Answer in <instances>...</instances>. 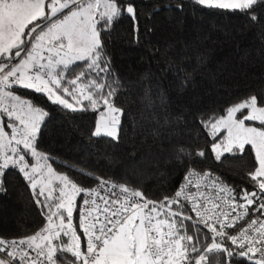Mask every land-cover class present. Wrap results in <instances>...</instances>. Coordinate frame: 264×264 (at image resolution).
<instances>
[{
    "label": "snow or ice",
    "instance_id": "obj_1",
    "mask_svg": "<svg viewBox=\"0 0 264 264\" xmlns=\"http://www.w3.org/2000/svg\"><path fill=\"white\" fill-rule=\"evenodd\" d=\"M193 2L210 9L240 11L248 14L253 21L258 19L254 9L264 5V0ZM125 12L131 15L133 21L136 20L135 6L131 3L121 4L120 0H0V191L5 190L3 176L6 170L16 169L29 183L36 196V203L49 209L48 225L35 234L18 241L0 238V264H40L38 257L44 255L45 248L48 249L47 264H59L60 258L56 255L57 248L53 241L61 232L68 235L64 231L65 219L60 209L67 212V228L71 232L73 243L68 248L61 245L59 250L70 251L75 257L73 264L80 261L82 264H184V261L194 258L189 257V247L192 253H199L195 264H202L206 260V254L201 247H197L198 238L187 232L184 221L191 220L192 217L183 211L181 200L191 203L192 211L200 218L204 227L213 233L212 243L206 246L207 253L224 252L230 260L238 256L246 259L249 264H264V219L260 218L264 217V203L259 204L260 217L252 218L237 235L226 231V228H234L238 220L248 215L246 205L252 206L254 198L264 194V179H259L264 178V102L256 94L229 106L225 115L217 117L213 114L206 120L201 118V123L214 141L211 150L217 161L221 160L225 152H232L234 149L243 152L245 145H250L255 154L257 166L249 176L258 184L259 193L245 191L241 198L246 205L236 204L235 199L231 201L236 207L243 208L244 212L236 217L224 212L223 220L220 219L221 214L209 215L210 211L214 212L220 205L213 204L210 210L206 205H201L198 197L208 199L200 189L212 174L208 171L201 173L191 164L180 189L173 197H165L161 202L144 201L141 191L124 183L116 185L101 181V186L111 183L113 188H119L121 195H127H123V202L119 198L109 200L99 196V200L105 205V222H100L97 218L86 223V217L81 216L80 227L87 236V251L81 250L80 237L72 230L73 201L81 192L87 197L98 194V189L82 188L67 175L54 170L51 163L53 157L41 150L39 145L40 134L49 113L30 99L21 97L15 89L19 87L43 93L53 104L71 111H99L92 137L106 136L118 141L123 109L116 106L114 98L118 93L119 81L109 82L114 73L111 72L102 34L110 31L114 22ZM77 62H84L83 70L74 79L67 80V84L73 86L69 88L62 81L70 71V66ZM91 71H96L97 76L104 72L105 83L90 76ZM68 95L72 96L75 104L66 99ZM144 99L149 106L152 105L149 92L145 93ZM160 99L163 105V97ZM84 100L88 101L87 105L83 104ZM101 105L103 110H100ZM245 109L246 114L243 111ZM4 117L7 119L4 120ZM180 120V117L176 118L177 126ZM246 121L257 122L259 126L247 125ZM171 124V120L164 121V126ZM221 130H226L227 135L217 141ZM151 134L159 136V128L154 129ZM175 152L178 160L192 159L191 150L184 146H178ZM196 155L203 158L205 150L198 149ZM54 182L63 185L59 189L58 202L53 199ZM38 185L40 187L37 194ZM213 186L223 193L232 191L219 177L213 179ZM191 187H195L197 191L191 192ZM40 196H44V203L39 199ZM113 196L115 197V193ZM129 196L139 197L144 203L134 199L129 201ZM260 198L264 201V195H260ZM48 201L53 203L49 204ZM89 202L87 198L83 201L84 205ZM92 203L96 201L93 200ZM157 203L159 208H167L164 219H156L151 215H161ZM149 204L152 205L149 213H144L143 209ZM173 205L178 208L174 210ZM53 207L56 211H52ZM91 215L92 212L87 211V216ZM177 216L181 217L179 222L172 219ZM53 217L59 218V225L54 223ZM217 223L220 225L219 229L215 227ZM97 224H100L98 229ZM196 232L199 235L200 229L197 228ZM216 237L221 240L217 241ZM225 237L239 251L228 248L222 242ZM38 239L45 243H37ZM30 250L36 251L35 257Z\"/></svg>",
    "mask_w": 264,
    "mask_h": 264
},
{
    "label": "trees",
    "instance_id": "obj_2",
    "mask_svg": "<svg viewBox=\"0 0 264 264\" xmlns=\"http://www.w3.org/2000/svg\"><path fill=\"white\" fill-rule=\"evenodd\" d=\"M120 3L135 6L136 20L125 12L110 31L102 34L114 73L109 82L119 81L114 98L116 106L123 109L118 141L106 136L92 137L99 111H71L53 104L43 93L15 89L21 97L49 113L39 145L53 157L54 170L85 189L100 180L111 179L158 201L174 193L191 164L199 172L208 171L219 177L237 191L240 200L245 191L259 193L258 184L249 176L257 166L251 146L245 145L243 152L239 149L227 152L217 161L211 150L214 141L201 118L225 115L229 106L252 94L264 102V5L254 9L258 19L253 21L240 11L210 9L193 0H120ZM83 63L70 66L66 82L83 70ZM89 75L105 83L104 72L97 76L96 71H91ZM146 92L153 101L151 106L144 99ZM66 99L75 104L72 96ZM83 104L87 105L88 101L84 100ZM243 111L246 113V109ZM177 117L181 118L178 126ZM166 119L172 121L170 126H164ZM156 128L159 136L151 134ZM222 136L220 132L217 141ZM178 146L191 150L190 161L176 158ZM198 149L205 150L203 158L196 155ZM3 187L0 238H26L42 229L49 209L36 203V196L23 174L12 168L6 170ZM260 195L248 206L250 209L264 203ZM39 199L45 202L44 196ZM62 213L67 221L66 213ZM172 219L179 222L181 217ZM184 224L188 234L198 238L197 245L206 251L213 234L200 230L198 235V225L192 219ZM72 230L80 237L81 250L85 251V238L75 213ZM58 241L64 248L73 243L72 238L59 240L58 237ZM59 249L56 253L59 264H73L75 257L71 252ZM208 264L249 262L238 256L230 260L209 253Z\"/></svg>",
    "mask_w": 264,
    "mask_h": 264
},
{
    "label": "built area",
    "instance_id": "obj_3",
    "mask_svg": "<svg viewBox=\"0 0 264 264\" xmlns=\"http://www.w3.org/2000/svg\"><path fill=\"white\" fill-rule=\"evenodd\" d=\"M63 82H66V80L62 81V83ZM27 90H29V89H27ZM201 173H203V172H201ZM184 177H185V175L183 176L178 188L174 191V193L170 197H173L175 192L178 189H180L181 185L184 183ZM215 177H217V176L212 174L210 179H208L207 181L203 182V184L201 186V189H200L202 192L205 193V196H207L208 199L205 200V198L202 197V196L198 197L201 205H206L208 207V209H210V210H212L213 204H219L220 205L219 209H215L214 212L210 211L209 215L221 214L220 215V219L223 220L224 217H223L222 213H224V212L231 213V217H236V216H238L239 213L244 212V209L236 207V204H245L246 205L245 200H243V199L240 200L237 197V195H238L237 191L232 189L230 186H228L221 179H220V181H222L223 184L226 185L232 191H230L228 193L220 192L217 188H215L213 186V179ZM101 181L112 182V183H115L116 185L120 184L119 182L111 180V179H103V180H100L98 183H96L92 187V188H97L98 189V194L92 195V196H87V197L85 196V193H83V192L77 194L76 200L73 203V212L77 215L79 220H81V216L84 215L86 217V223H90L93 220H96L97 218L100 220V222H105L104 221V215H106V213L103 212V209L105 208V205H104V203L102 201L99 200V196H104L105 199H109V200L112 199V198H119L123 202V195H127V194L121 195L120 191H119V188L118 187L117 188H113L111 183H108V184H106L104 186H101ZM92 188H90V189H92ZM189 190L191 192H196L197 191V189L195 187H191ZM114 193H115V197L113 196ZM143 197H144V201H155V200H151V199H149V198H147L145 196H143ZM85 198L89 199V201H90L88 205H84V203H83ZM133 199L137 200V201H140V203H144V201L140 200L139 197H131V196H129V201L133 200ZM233 199H235L236 204H233L231 202ZM93 200H95L96 203H92ZM161 201H164V199L158 200V201H155V202H161ZM180 203L184 205V209L183 210H185L186 213L189 216L192 217L193 222L198 225V228L201 231H205V232L213 234L207 228L204 227L203 222H201L200 218H198L196 216L195 212L192 211L191 203L186 202L184 200H181ZM109 206L110 207H119V205H115V206L109 205ZM151 207H152V205L149 204L147 208L143 209V212L144 213H149ZM157 207L159 208V203H157ZM233 207H236L235 211H232ZM246 207L248 208V215L245 216L243 219L238 220L234 228H226L227 231L231 230V229H236L234 231H231L229 234L237 235L239 233L240 229L243 228V227H246L247 223L252 218L260 217V211L258 210L259 206L257 208H255V209H250L247 205H246ZM172 208L175 210V209L178 208V206L177 205H173ZM97 209H99V210H97ZM62 211H64V210L60 209V212H62ZM87 211H91L92 212L91 217L87 216ZM159 211L161 212V215L157 216L156 213H151V215L154 216L156 219H164L167 216V208H159ZM64 212L67 215V212L66 211H64ZM260 218L264 219V217H260ZM53 220H54V223L56 225H59L60 220H59L58 217H53ZM138 222L139 221H137V223ZM212 222L214 223V221H212ZM47 225H48V220L44 224V227H46ZM96 227L98 229L100 227V224H97ZM215 227L217 229H219L220 225L217 223V224H215ZM40 230H38V231H40ZM164 230L166 231L167 229H164ZM38 231H36V232H38ZM64 231L68 232V234L71 235V232L68 231V228L66 226H65ZM81 232L83 233L84 238H85V244H86L85 245V251H87V236L84 234L82 228H81ZM45 235H48V233H45ZM61 235L65 236L63 232H61L60 236ZM6 240H9V241L17 240L18 241L19 239H6ZM55 240H57V239H55ZM55 240L53 241V243L56 246ZM223 242L228 248L233 249L235 251H239V249H237L236 246L232 245L231 241L228 240L226 237L223 239ZM37 243H41L42 244V243H45V241L38 239ZM24 247L27 249L26 245ZM197 247H199V246L197 245ZM36 251H39V250L37 249ZM36 251H31V255L35 257L36 256ZM47 251H48V249L45 248L44 249V255L41 256V257H38V260H39L40 264H47V259H46ZM203 252H204V254H206V260L203 261L202 264H208L209 253H207L206 251H203ZM212 253L221 255L224 258L229 259L227 253H224V252H219V253L212 252ZM188 254H189V257H194V258L191 259L190 261H188V260L184 261V264H195V259H198L199 253H192L191 252V248L189 247V253Z\"/></svg>",
    "mask_w": 264,
    "mask_h": 264
},
{
    "label": "rangeland",
    "instance_id": "obj_4",
    "mask_svg": "<svg viewBox=\"0 0 264 264\" xmlns=\"http://www.w3.org/2000/svg\"><path fill=\"white\" fill-rule=\"evenodd\" d=\"M46 55V54H45ZM74 79V78H73ZM64 85L65 86H67V85H69V84H67V82H64ZM25 90H27V89H25ZM27 91H33V90H27ZM61 94V93H60ZM62 95V94H61ZM68 97H71V96H69L68 95ZM246 112H247V109H246ZM246 114V113H245ZM238 116L240 115L239 113L237 114ZM6 118V117H5ZM4 119V118H3ZM7 119V118H6ZM247 125H252V126H255L253 123H257V122H252V121H246L245 122ZM221 132H223V136H222V138L220 139V140H222L224 137H226V135H227V132H226V130H221ZM250 146V145H249ZM225 153H227V152H225ZM224 153V154H225ZM29 159H31V157H29ZM33 163H35V161L33 160L32 161ZM259 179H264V178H259ZM57 185H59V182H54V184H53V187L55 188V191L53 192V197L54 198H56V199H58L59 200V189L60 188H62L63 187V185H59V187H56ZM39 187H40V185H38L37 186V189L36 190H38L39 191ZM45 194H47V191L45 192ZM77 196V195H76ZM76 196H75V199H74V201H73V203L75 202V200H76ZM74 213V212H73ZM67 216V215H66ZM65 225H66V227H67V221H65ZM63 238H71V235H65V236H63V235H61V236H59V240H61V239H63ZM55 243H56V248H57V251H58V249L60 248V243H59V241H58V238H57V240H55Z\"/></svg>",
    "mask_w": 264,
    "mask_h": 264
},
{
    "label": "crops",
    "instance_id": "obj_5",
    "mask_svg": "<svg viewBox=\"0 0 264 264\" xmlns=\"http://www.w3.org/2000/svg\"><path fill=\"white\" fill-rule=\"evenodd\" d=\"M43 244V243H42Z\"/></svg>",
    "mask_w": 264,
    "mask_h": 264
}]
</instances>
